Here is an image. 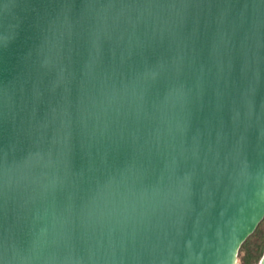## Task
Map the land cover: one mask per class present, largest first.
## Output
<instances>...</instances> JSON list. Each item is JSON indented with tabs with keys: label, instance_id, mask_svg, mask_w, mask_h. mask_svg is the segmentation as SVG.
I'll list each match as a JSON object with an SVG mask.
<instances>
[{
	"label": "water",
	"instance_id": "1",
	"mask_svg": "<svg viewBox=\"0 0 264 264\" xmlns=\"http://www.w3.org/2000/svg\"><path fill=\"white\" fill-rule=\"evenodd\" d=\"M263 218L264 0H0V264H237Z\"/></svg>",
	"mask_w": 264,
	"mask_h": 264
},
{
	"label": "trees",
	"instance_id": "2",
	"mask_svg": "<svg viewBox=\"0 0 264 264\" xmlns=\"http://www.w3.org/2000/svg\"><path fill=\"white\" fill-rule=\"evenodd\" d=\"M264 255V218L242 243L238 259L241 264H258Z\"/></svg>",
	"mask_w": 264,
	"mask_h": 264
},
{
	"label": "rangeland",
	"instance_id": "3",
	"mask_svg": "<svg viewBox=\"0 0 264 264\" xmlns=\"http://www.w3.org/2000/svg\"><path fill=\"white\" fill-rule=\"evenodd\" d=\"M237 264H241V261L238 259V262H237ZM259 264V263H258Z\"/></svg>",
	"mask_w": 264,
	"mask_h": 264
}]
</instances>
